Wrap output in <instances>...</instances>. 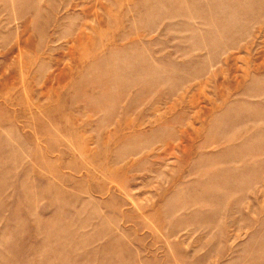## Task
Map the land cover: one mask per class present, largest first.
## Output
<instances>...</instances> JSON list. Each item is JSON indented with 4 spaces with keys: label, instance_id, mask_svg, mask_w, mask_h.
<instances>
[{
    "label": "rangeland",
    "instance_id": "374dc122",
    "mask_svg": "<svg viewBox=\"0 0 264 264\" xmlns=\"http://www.w3.org/2000/svg\"><path fill=\"white\" fill-rule=\"evenodd\" d=\"M0 264H264V0H0Z\"/></svg>",
    "mask_w": 264,
    "mask_h": 264
}]
</instances>
